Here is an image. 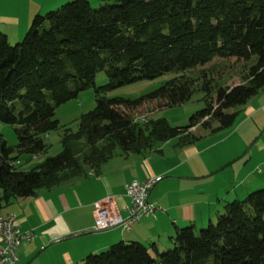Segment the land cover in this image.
<instances>
[{"label": "trees", "instance_id": "1", "mask_svg": "<svg viewBox=\"0 0 264 264\" xmlns=\"http://www.w3.org/2000/svg\"><path fill=\"white\" fill-rule=\"evenodd\" d=\"M106 1L91 7L88 0H66L34 14L13 43L0 31V121L14 125L16 136L11 146L0 134V207L12 196L96 172L115 153H146L174 136L190 143L198 138L188 130L193 125L209 131L229 127L235 107L264 87V0ZM251 56L240 80L222 86L213 87L210 68L185 72L212 60ZM99 69L106 81L95 86ZM171 70L177 74L136 97L102 94ZM89 86L93 106L61 138V149L28 169L17 168L13 153L46 149L43 134L58 126L54 106ZM195 90L202 91L204 105L184 125L161 116L132 121L125 111L149 99L178 104ZM69 138H82L83 148L70 146ZM171 243L158 250L154 242L117 240L87 253L82 264H264V187L226 201L214 222L175 228Z\"/></svg>", "mask_w": 264, "mask_h": 264}, {"label": "crops", "instance_id": "2", "mask_svg": "<svg viewBox=\"0 0 264 264\" xmlns=\"http://www.w3.org/2000/svg\"><path fill=\"white\" fill-rule=\"evenodd\" d=\"M65 1L0 0V31L13 43L34 14ZM235 108L238 112L229 127L216 131L189 127L198 135L190 143L174 136L146 153H115L96 172L86 170L58 187L10 197L0 213L13 214L20 230L32 233L15 248L17 259L12 264H82L87 253L117 240H138L145 246L154 242L161 250L171 243L175 228L213 221L226 201L264 187V87ZM149 175H161L147 195L156 206L152 213L128 221V228L117 224L87 230L95 229L92 201L110 195L116 211L126 218L124 184Z\"/></svg>", "mask_w": 264, "mask_h": 264}, {"label": "rangeland", "instance_id": "3", "mask_svg": "<svg viewBox=\"0 0 264 264\" xmlns=\"http://www.w3.org/2000/svg\"><path fill=\"white\" fill-rule=\"evenodd\" d=\"M105 2H110L106 0H94L93 3H89L91 7H97ZM253 61V56L248 59L240 60L236 62H231L227 60H212L208 64L197 65L185 72L188 75H194L198 69H208L211 72V83L213 87L222 86L228 83L238 82L240 80V75L244 70L246 65ZM177 74L174 71H166L158 74L152 78H142L131 82H127L111 89L103 91L107 97L110 96H122L133 98L140 94H143L170 78L171 76ZM106 81L104 71L99 69L95 72L93 77V85H101ZM202 91L195 90L192 92L189 99L184 102L172 105H162V99H149L144 100L140 104L132 108H122L130 115L132 121L140 120L145 121L149 117H164L171 125H184L187 122V117L193 111L201 108L204 102L201 98ZM15 106L17 105V100L13 102ZM93 89L92 86L83 88L79 90L76 96L62 101L54 106L52 117L58 120V126L55 129L49 130L43 134V141L46 143V149L42 153L29 154L26 152H15L13 153V162L19 169H28L33 165L42 161L45 156L53 155L61 149V138L70 132H73L77 128L78 116L81 112L93 106ZM239 107V106H237ZM12 124L0 121V134L5 140L6 144L13 145L16 142V136ZM202 129H198L200 131ZM196 134V133H195ZM68 144L75 148H83V139H68ZM81 151V150H80ZM161 176V175H160ZM69 179L65 182H68ZM65 184V183H64ZM1 192V190H0ZM245 196V195H244ZM242 196V197H244ZM7 202L0 207V212L4 211ZM92 211V210H91ZM1 214V213H0ZM8 214V213H7ZM6 215V214H5ZM214 222V220H213ZM207 223V222H206ZM204 223V225L206 224ZM202 225V226H204ZM111 227V226H109ZM200 226H197L198 229ZM108 228V227H106ZM97 229V228H95ZM105 229V228H103ZM172 243L162 247L165 249L171 246Z\"/></svg>", "mask_w": 264, "mask_h": 264}, {"label": "built area", "instance_id": "4", "mask_svg": "<svg viewBox=\"0 0 264 264\" xmlns=\"http://www.w3.org/2000/svg\"><path fill=\"white\" fill-rule=\"evenodd\" d=\"M159 178L160 175H149L141 180L131 179L124 184V194L128 198L126 218H122L116 211L110 195L92 201L93 227L103 229L121 224L128 228V221L136 220L142 214L152 213L156 206L147 199V195ZM31 237L30 230H20L13 214H0V264H12L17 259L15 248Z\"/></svg>", "mask_w": 264, "mask_h": 264}, {"label": "water", "instance_id": "5", "mask_svg": "<svg viewBox=\"0 0 264 264\" xmlns=\"http://www.w3.org/2000/svg\"><path fill=\"white\" fill-rule=\"evenodd\" d=\"M85 230V229H84ZM87 230H98V229H87ZM81 232H84V231H75V232H73L72 234H74V235H78V234H80Z\"/></svg>", "mask_w": 264, "mask_h": 264}]
</instances>
